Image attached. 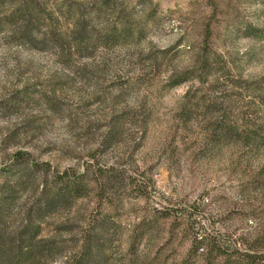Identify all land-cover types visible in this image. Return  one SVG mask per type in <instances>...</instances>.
Here are the masks:
<instances>
[{"label":"rangeland","instance_id":"1","mask_svg":"<svg viewBox=\"0 0 264 264\" xmlns=\"http://www.w3.org/2000/svg\"><path fill=\"white\" fill-rule=\"evenodd\" d=\"M42 1L77 7L86 39L62 22L64 45H19L0 25V173L17 152L33 171L6 225L54 174L87 181L42 220L60 248L39 264L98 222L111 264H195L199 236L264 251V0Z\"/></svg>","mask_w":264,"mask_h":264},{"label":"trees","instance_id":"2","mask_svg":"<svg viewBox=\"0 0 264 264\" xmlns=\"http://www.w3.org/2000/svg\"><path fill=\"white\" fill-rule=\"evenodd\" d=\"M79 15V9L66 2H62L54 11L42 0H0V25L9 27L11 38L19 45L40 47L58 43L64 45L60 31L63 22L67 27L71 26L65 39L69 38L70 46L73 44V50L78 51L86 39L87 32L86 19ZM196 67L206 75L212 69L209 59L204 54L197 57ZM250 84L257 89L264 87V76L250 81ZM239 133L242 134L240 131ZM28 162L30 163L24 152H17L13 159L15 167L7 168L5 173H0V264H39L55 258L60 245L51 237L41 235V222L56 207L66 205L71 197L84 195L87 181L85 173H80L76 179L70 180L56 173L53 176L54 184L44 183L37 201L23 211L18 225L9 229L6 220L14 203V194L18 190H23L33 172L25 165L26 163L29 166ZM38 168L39 165L34 164V172ZM102 229V224L98 222L80 233L75 252L66 256L62 264H111L106 261L104 250L98 240ZM202 242H204L202 236L191 241L192 247L189 250L196 257L195 264H264V251L253 247L243 250L236 247L223 248L212 240L205 250L200 247ZM159 255L160 253H155L153 259L160 261ZM161 264L167 262L162 261ZM180 264L191 263L183 261Z\"/></svg>","mask_w":264,"mask_h":264}]
</instances>
